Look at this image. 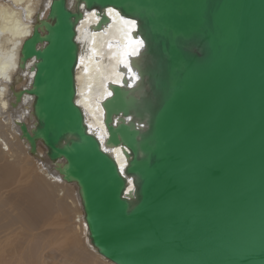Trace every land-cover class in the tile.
Masks as SVG:
<instances>
[{"label": "water", "instance_id": "water-1", "mask_svg": "<svg viewBox=\"0 0 264 264\" xmlns=\"http://www.w3.org/2000/svg\"><path fill=\"white\" fill-rule=\"evenodd\" d=\"M73 1L23 43L34 76L16 100L33 96L22 136L78 185L94 247L115 264H264V0ZM109 8L143 41L102 101L123 171L76 99L78 23L97 9L104 30Z\"/></svg>", "mask_w": 264, "mask_h": 264}, {"label": "bare ground", "instance_id": "bare-ground-1", "mask_svg": "<svg viewBox=\"0 0 264 264\" xmlns=\"http://www.w3.org/2000/svg\"><path fill=\"white\" fill-rule=\"evenodd\" d=\"M70 3L75 8L74 1ZM51 4L52 0H0V187L16 184L6 192L0 188V264H48V257L58 258L61 264H115L91 242L78 185L58 172L42 142L37 152H31L19 124L24 121L32 127L35 123L33 96L25 93L16 100V93L34 76L33 59L25 68L21 66V49L39 19L47 18ZM100 17L97 9H85L78 23L76 99L84 108L89 129L122 166V146L105 145L102 101L112 93L111 81L122 82L126 70L121 65L128 64L132 70L129 54H136L140 40L131 35L136 24H125L116 16H111L104 30H97L94 25ZM77 219L80 225L75 224ZM15 221L20 222L16 227ZM45 226L49 229H41ZM47 250L60 254L50 255Z\"/></svg>", "mask_w": 264, "mask_h": 264}, {"label": "rangeland", "instance_id": "rangeland-1", "mask_svg": "<svg viewBox=\"0 0 264 264\" xmlns=\"http://www.w3.org/2000/svg\"><path fill=\"white\" fill-rule=\"evenodd\" d=\"M42 177H44V176H42ZM15 181H16V178H15ZM50 183H51V184H53V183L56 184L53 180H51ZM15 185H16V184L11 185V187H0V188H4V189H1V191L3 190L2 192H6V191H10L12 188L16 187ZM58 188H59V187H58ZM9 189H10V190H9ZM75 196H76V195H75ZM7 205H9V206L11 207L10 204H7ZM7 205H6V207H8ZM14 206H15V205H14ZM14 206H13V207H14ZM21 206H22V205H21ZM21 206H20V207H21ZM13 207H12V208H13ZM20 207H19L18 209H20V211H23V212H24V211H25V208H24V207H23V208H20ZM22 209H23V210H22ZM4 211H5V210H4ZM16 211H17V209H16ZM24 221H25V220H24ZM77 221H78V219L75 221V224L80 225L79 222H77ZM14 223H15V224H14L15 227L18 226V225L20 224L19 221H18V222L15 221ZM15 227H14V228H15ZM41 229L48 230L49 227H46V226H45V227H42ZM22 240L25 241V238L22 239ZM24 241H21V242H24ZM47 251L50 252V255H53V254H57V253H59L58 250H57V251L47 250ZM59 254H60V253H59ZM60 256H61V255H60ZM48 260L50 261V262H48V264H51V262H53L52 264H55V263L61 264L60 260H59L58 258H56V257H55V258H53V257H51V258L48 257ZM54 262H55V263H54ZM110 263H111V262H110ZM112 264H113V263H112Z\"/></svg>", "mask_w": 264, "mask_h": 264}, {"label": "snow or ice", "instance_id": "snow-or-ice-1", "mask_svg": "<svg viewBox=\"0 0 264 264\" xmlns=\"http://www.w3.org/2000/svg\"><path fill=\"white\" fill-rule=\"evenodd\" d=\"M104 14L107 15V16H116V17H119L120 20L123 23H125V24H131V25H133V27L135 26V21H131V20L125 19L124 16H121L120 13L118 11H116L115 9H113V8H109V9L104 10ZM140 44L141 45L143 44V41L142 40L140 41ZM109 95H111V93H109ZM106 151H107V149H106ZM120 170L123 171V165L121 166V169ZM129 183H131V181H129Z\"/></svg>", "mask_w": 264, "mask_h": 264}]
</instances>
